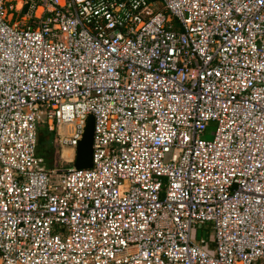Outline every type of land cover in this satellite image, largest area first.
<instances>
[{"label":"built area","instance_id":"2783aa9c","mask_svg":"<svg viewBox=\"0 0 264 264\" xmlns=\"http://www.w3.org/2000/svg\"><path fill=\"white\" fill-rule=\"evenodd\" d=\"M0 264H264V0H0Z\"/></svg>","mask_w":264,"mask_h":264},{"label":"rangeland","instance_id":"374dc122","mask_svg":"<svg viewBox=\"0 0 264 264\" xmlns=\"http://www.w3.org/2000/svg\"><path fill=\"white\" fill-rule=\"evenodd\" d=\"M41 128L44 127H39V131ZM208 136L210 137V134H208ZM55 138H57V134ZM38 154L45 158L46 162L44 165H46L48 168L54 165H51L52 162L56 163L61 168H66L70 165V162H68L69 160L74 161L76 159L77 148L69 145L58 146L56 142H54V145H45L44 143L40 142L38 144ZM74 164L75 163L73 162L71 165Z\"/></svg>","mask_w":264,"mask_h":264},{"label":"water","instance_id":"95a60500","mask_svg":"<svg viewBox=\"0 0 264 264\" xmlns=\"http://www.w3.org/2000/svg\"><path fill=\"white\" fill-rule=\"evenodd\" d=\"M93 141H94V116L90 115L83 138L77 147L74 166L77 168H90L93 163Z\"/></svg>","mask_w":264,"mask_h":264},{"label":"trees","instance_id":"16d2710c","mask_svg":"<svg viewBox=\"0 0 264 264\" xmlns=\"http://www.w3.org/2000/svg\"><path fill=\"white\" fill-rule=\"evenodd\" d=\"M44 128H41L39 131V139H38V144L40 142L44 143L45 145H54V142L56 140L55 136L56 133L55 132H51L49 131L45 126H43ZM49 151V150H48ZM41 156V155H40ZM73 162H70L68 165L72 166ZM53 165V162L52 164Z\"/></svg>","mask_w":264,"mask_h":264},{"label":"crops","instance_id":"0c3cea01","mask_svg":"<svg viewBox=\"0 0 264 264\" xmlns=\"http://www.w3.org/2000/svg\"><path fill=\"white\" fill-rule=\"evenodd\" d=\"M69 162V161H68ZM54 165L53 166H51V167H49V168H52V167H54V166H56V167H60V166H58L56 163H53ZM61 168V167H60Z\"/></svg>","mask_w":264,"mask_h":264}]
</instances>
